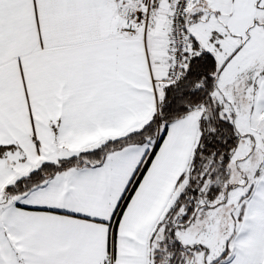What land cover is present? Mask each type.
<instances>
[{
    "label": "snow or ice",
    "instance_id": "6c2138e0",
    "mask_svg": "<svg viewBox=\"0 0 264 264\" xmlns=\"http://www.w3.org/2000/svg\"><path fill=\"white\" fill-rule=\"evenodd\" d=\"M0 264H264V0H0Z\"/></svg>",
    "mask_w": 264,
    "mask_h": 264
}]
</instances>
